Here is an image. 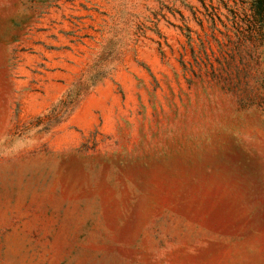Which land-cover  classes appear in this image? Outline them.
I'll return each mask as SVG.
<instances>
[{
    "label": "rangeland",
    "instance_id": "1",
    "mask_svg": "<svg viewBox=\"0 0 264 264\" xmlns=\"http://www.w3.org/2000/svg\"><path fill=\"white\" fill-rule=\"evenodd\" d=\"M0 264H264L255 0H0Z\"/></svg>",
    "mask_w": 264,
    "mask_h": 264
},
{
    "label": "trees",
    "instance_id": "2",
    "mask_svg": "<svg viewBox=\"0 0 264 264\" xmlns=\"http://www.w3.org/2000/svg\"><path fill=\"white\" fill-rule=\"evenodd\" d=\"M258 8L261 10V16H264V0H255Z\"/></svg>",
    "mask_w": 264,
    "mask_h": 264
}]
</instances>
